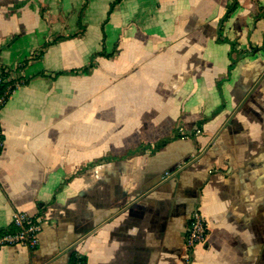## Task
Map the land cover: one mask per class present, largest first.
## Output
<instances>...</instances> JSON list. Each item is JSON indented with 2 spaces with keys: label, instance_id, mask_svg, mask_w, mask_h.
I'll list each match as a JSON object with an SVG mask.
<instances>
[{
  "label": "crops",
  "instance_id": "obj_1",
  "mask_svg": "<svg viewBox=\"0 0 264 264\" xmlns=\"http://www.w3.org/2000/svg\"><path fill=\"white\" fill-rule=\"evenodd\" d=\"M114 1L0 0V264H264V0Z\"/></svg>",
  "mask_w": 264,
  "mask_h": 264
},
{
  "label": "built area",
  "instance_id": "obj_2",
  "mask_svg": "<svg viewBox=\"0 0 264 264\" xmlns=\"http://www.w3.org/2000/svg\"><path fill=\"white\" fill-rule=\"evenodd\" d=\"M10 72L6 69L0 71V112L7 103L9 97L20 85L22 81L12 82L9 77ZM3 147V134L0 127V152ZM14 231H8L0 237V249L5 246L23 245L29 249H36L39 246L40 234L43 229V220L41 217H32L27 214H17L13 223ZM208 227L200 211L196 210L187 229L186 247L192 249L199 244L207 241ZM76 254L73 264H84L83 255Z\"/></svg>",
  "mask_w": 264,
  "mask_h": 264
},
{
  "label": "trees",
  "instance_id": "obj_3",
  "mask_svg": "<svg viewBox=\"0 0 264 264\" xmlns=\"http://www.w3.org/2000/svg\"><path fill=\"white\" fill-rule=\"evenodd\" d=\"M122 0H115L114 2H113V4L111 5V12L114 10V8L116 7V5L118 4V3H120ZM87 3H88V0H85V4H84V6H83V10L85 9V7H86V5H87ZM237 6H238V0H231V3L229 4V6L227 7V10H226V12H225V14L223 15V17L221 18V20H220V26H219V28H220V31H219V34L221 33V31H222V28L224 27V25H225V23L227 22V20L230 18V16L233 14V12L237 9ZM78 34H73V35H71L70 37H76ZM218 41L219 42H221V41H223V40H221L220 38L218 39ZM228 43H230V45H231V65L229 66V74H230V72L235 68V66H236V64H237V59L236 58H234L232 55L234 54V53H237V50H236V42H228ZM101 55H104V56H107L104 52H102L101 53ZM241 57V56H240ZM92 67V66H91ZM76 73H78V72H75V71H71V72H63V74H76ZM168 144V140H164V141H162V142H160L158 145H157V150H160V149H162L163 147H165L166 145ZM167 175V174H166ZM168 175H169V173H168ZM165 176H163V178H164ZM191 219H192V217H191ZM190 222H191V220H190ZM190 222H189V225H190ZM189 227V226H188ZM8 229H2V230H0V237L1 236H3L6 232H8V231H14L15 230V228L13 227V226H10L9 227V230L7 231ZM75 256H76V254H72V256H71V258H70V264H73L74 263V261H75ZM83 262H84V264H87V262H86V258L83 256Z\"/></svg>",
  "mask_w": 264,
  "mask_h": 264
}]
</instances>
